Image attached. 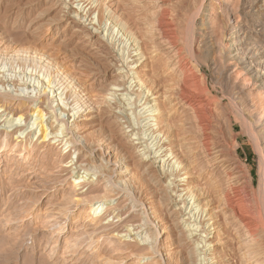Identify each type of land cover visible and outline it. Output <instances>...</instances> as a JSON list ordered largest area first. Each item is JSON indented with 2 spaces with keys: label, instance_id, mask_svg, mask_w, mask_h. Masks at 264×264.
Returning a JSON list of instances; mask_svg holds the SVG:
<instances>
[{
  "label": "bare ground",
  "instance_id": "6f19581e",
  "mask_svg": "<svg viewBox=\"0 0 264 264\" xmlns=\"http://www.w3.org/2000/svg\"><path fill=\"white\" fill-rule=\"evenodd\" d=\"M209 1L0 0V65L26 64L41 74L34 96L21 95L24 85L0 76V152L6 155L0 164L9 174L18 160L7 156L28 162L34 151L46 155L52 143L76 153L59 163L68 160L74 188L88 187L71 198L89 205L76 216L94 217L91 225L114 213L92 196L100 183L123 193L130 209L140 201L135 196L147 197V207L139 203V224L127 226L124 236L164 264H264V153L258 148L255 186L235 156L236 123L248 120L209 89L202 72L213 64L200 56L197 42L211 45ZM214 1L216 14L228 12V0ZM262 6H255L257 20ZM249 26L234 27L243 37L229 45L247 52L237 64L246 73L259 59L245 43L255 32ZM109 31L117 33L119 55ZM47 35L51 53L35 44ZM33 116L34 143L33 133L21 137L25 129L18 125ZM223 123L229 142L222 139ZM1 183L0 197L9 191Z\"/></svg>",
  "mask_w": 264,
  "mask_h": 264
},
{
  "label": "rangeland",
  "instance_id": "374dc122",
  "mask_svg": "<svg viewBox=\"0 0 264 264\" xmlns=\"http://www.w3.org/2000/svg\"><path fill=\"white\" fill-rule=\"evenodd\" d=\"M209 2L212 5L210 12H207L212 17L210 19L213 30L210 37L211 45L206 47L199 40L197 42L200 56H206L207 60L213 61V64L209 69L203 66L202 72L208 78L209 89L213 92L217 91L218 96L223 98L225 103L230 101L231 106L234 105L232 110L243 111V116L248 120V125L245 126L239 121L236 123L235 134L238 147L235 156L240 164L250 169L253 183L257 186L261 179L258 174L260 159L258 148H261L260 150L264 153L262 148L264 145V0H228L229 10L222 14H216L220 10H217L214 0ZM259 5L262 6L263 12H261L262 17L257 20L253 12L257 10L255 6ZM197 21L198 26L200 19ZM256 21L257 24H255ZM244 22L250 25L249 31H255L251 41L245 40V43L250 42L254 45L252 52L257 51L259 58L257 61L253 60L254 66L249 73L242 70L243 66L237 65L239 58H244L247 52L232 51L229 47L235 37H237L235 42L242 39L243 36L240 37L232 29ZM111 32L107 33L108 40L115 44H113L114 47L117 45L115 52L119 55L122 45L118 41L116 31ZM49 37L50 35H47L40 42L35 43L36 48L51 53L53 49L50 47ZM34 39L29 37L27 43L34 45L36 41ZM27 46L29 45L25 44V47ZM231 55H235V58H230ZM40 75L38 70L30 65L19 63L0 65V76L4 80L18 83L22 87L24 85L29 91L18 92V95L31 92L30 95L34 96L33 94L41 85ZM29 104L34 106V103ZM33 120L34 116L26 123L23 121L18 124L24 125L23 129L26 132L21 137L29 132L33 133L32 143L37 137H34L35 125L30 127ZM221 127L223 141L227 139L229 142L226 125L223 123ZM251 134H254L253 137ZM26 142H30L29 137L26 138ZM46 149H49L46 155H43L40 150L34 151L28 162L22 157L16 158L15 154L10 159L7 156L10 163L18 160V163L13 166L17 169L9 174L4 173L3 163L0 164L1 184L9 190L0 197V264H101L103 262L106 264H156L159 260L156 254L153 255L147 251L145 246L139 247L136 244L139 241L133 236H124L127 226L139 224L142 218L139 213L141 208L139 203L145 202L144 207H147V197L140 194L135 196L140 201L133 209H130V202L125 200L123 193L111 186L106 184V186H100L98 183L94 187L99 191L92 196L100 200L103 198L104 211L108 209L107 214L113 211L114 213L105 219L102 216L103 220L99 225H96L95 220V224L91 225L90 219L94 217L88 218L85 213L80 217L76 216L79 211L82 213V210L87 209L89 205L85 202L76 205L71 198L74 194L78 197V193L85 192L88 187L80 192L78 188H74L71 185L74 174L70 173L71 170L67 167L70 165L66 164L68 160L62 164L59 163L62 157L70 153L65 154L66 151L63 148L55 147L52 143ZM4 157H6L5 152H0V161ZM70 157L75 160L76 153H71ZM81 160H83L82 156L79 161ZM11 186L16 188L12 190ZM14 190L19 191V194L15 195ZM38 199L39 204L35 206ZM36 209L40 211L34 219ZM66 209L70 210L62 214ZM102 214L103 212L99 215ZM48 236L52 238L48 240ZM100 236L103 237L100 238ZM89 239H92V245ZM88 245L91 247L88 248ZM50 250L51 255H48ZM96 252H100L98 258H94ZM159 262L157 263L164 264V259Z\"/></svg>",
  "mask_w": 264,
  "mask_h": 264
}]
</instances>
